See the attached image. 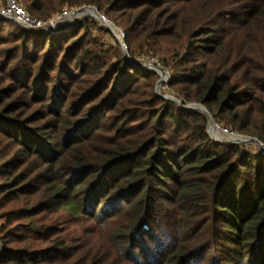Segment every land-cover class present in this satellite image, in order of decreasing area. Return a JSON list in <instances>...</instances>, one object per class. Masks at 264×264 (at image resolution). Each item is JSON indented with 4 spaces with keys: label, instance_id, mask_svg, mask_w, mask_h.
Masks as SVG:
<instances>
[{
    "label": "trees",
    "instance_id": "16d2710c",
    "mask_svg": "<svg viewBox=\"0 0 264 264\" xmlns=\"http://www.w3.org/2000/svg\"><path fill=\"white\" fill-rule=\"evenodd\" d=\"M19 1L96 7L184 106L264 142V0ZM159 80L94 18L0 20V264H264V152L212 139Z\"/></svg>",
    "mask_w": 264,
    "mask_h": 264
},
{
    "label": "built area",
    "instance_id": "2783aa9c",
    "mask_svg": "<svg viewBox=\"0 0 264 264\" xmlns=\"http://www.w3.org/2000/svg\"><path fill=\"white\" fill-rule=\"evenodd\" d=\"M96 14L100 16L103 22L111 26V30H110L111 33L117 39L123 51L127 52L128 45L126 43L125 33L105 14L101 12L99 13L97 12ZM89 17L90 16L88 13L81 12L80 8H76V9H65L61 13L54 15L49 20H42L30 15L19 0H6L5 6L0 7V20L13 21L21 25L23 28L30 30L32 32H42V31H47V33L57 32L63 28L70 27L79 22H83ZM98 22L102 24L100 21ZM135 63L139 67L149 66V67L161 68L160 63L156 61V59L153 57H148V58L142 57ZM217 129L221 137H226L228 139L232 138L229 139L230 142L236 143L239 139H242L243 137L242 135H239L232 130H229L224 127H220L219 125L217 126ZM243 144L246 143L235 144V145H243ZM253 145L261 152H264V142H261V145L258 144H253Z\"/></svg>",
    "mask_w": 264,
    "mask_h": 264
},
{
    "label": "water",
    "instance_id": "95a60500",
    "mask_svg": "<svg viewBox=\"0 0 264 264\" xmlns=\"http://www.w3.org/2000/svg\"><path fill=\"white\" fill-rule=\"evenodd\" d=\"M80 11L88 13L90 17L100 21L107 29L111 30V26L108 25L107 23L103 22L102 19L100 18V16L96 14L97 12L99 13V10L96 7H94V6L82 7V8H80ZM41 33H47V31H42ZM125 57H126V59L128 60L129 63H131L134 66H138V65H136L135 61L133 60V58L130 56V54L128 52H125ZM140 68H143V69H146V70H152V71H154V72H156V73H158L160 75V80L158 81V83L156 85V93L161 96V88H162V86L165 83H169L170 82L169 74L163 68L149 67V66H143V67H140ZM161 70L165 71L167 79H164V77L162 76ZM163 97L165 99L172 100V101L178 103L184 109L197 110V111H201L202 113H204L206 115V117H207V120H208L207 132L212 137V139H214L217 142H221V141H219V139L215 135H213V132H212V128H214V127L217 128L218 124L213 119L211 113L208 111V109L205 106L197 105V104L184 106L182 101L179 100L178 98H175V97H172V96H163ZM241 143L261 145V141L259 139L253 138V137H247V136H243L242 139H239L236 143L235 142H226L225 144L226 145H235V144H241Z\"/></svg>",
    "mask_w": 264,
    "mask_h": 264
},
{
    "label": "rangeland",
    "instance_id": "374dc122",
    "mask_svg": "<svg viewBox=\"0 0 264 264\" xmlns=\"http://www.w3.org/2000/svg\"><path fill=\"white\" fill-rule=\"evenodd\" d=\"M87 7H89V6H87ZM101 13H103V12H101ZM103 14H105V13H103ZM108 16V15H107ZM109 17V16H108ZM109 19H111L110 17H109ZM112 20V19H111ZM113 21V20H112ZM114 22V21H113ZM116 24V23H115ZM117 25V24H116ZM109 44H115L116 42H115V40L111 37V36H109L108 34H105L104 35V37H103ZM123 50V49H122ZM128 52V51H127ZM129 53V52H128ZM142 57H144V58H148V57H151V56H142ZM142 57H139L138 58V60L139 59H141ZM153 58H155V57H153ZM156 59V61H158L159 62V60L157 59V58H155ZM137 60V61H138ZM160 63V62H159ZM160 67L161 68H163V69H165L166 70V72L169 74V76H170V73L168 72V70L166 69V68H164L163 67V65L160 63ZM161 72H162V76L164 77V79H167V77H166V73H165V71H163V70H161ZM158 83V82H157ZM167 84L168 83H165L163 86H162V88H161V94H163V95H165V96H172V97H175L176 98V94L174 93V92H172V91H169V89H168V86H167ZM218 124V123H217ZM220 127H224V128H227V129H229V130H231L229 127H226V126H224V125H222V124H218ZM214 128H212V132H213V135H215L218 139H219V141H221L222 143H226V142H230V140L229 139H232V138H226V137H221L220 135H219V133H218V131H215V130H213ZM232 131H234V130H232ZM235 132V131H234ZM235 133H237V132H235ZM237 134H239V133H237ZM239 135H242V134H239ZM242 136H245V135H242ZM248 137V136H247ZM255 147V146H254ZM256 148V147H255ZM257 149V148H256ZM3 223H4V221L2 220V219H0V226H2L3 225ZM0 248H1V246H0Z\"/></svg>",
    "mask_w": 264,
    "mask_h": 264
},
{
    "label": "bare ground",
    "instance_id": "6f19581e",
    "mask_svg": "<svg viewBox=\"0 0 264 264\" xmlns=\"http://www.w3.org/2000/svg\"><path fill=\"white\" fill-rule=\"evenodd\" d=\"M214 130H215V131H218V129H217L216 127H214Z\"/></svg>",
    "mask_w": 264,
    "mask_h": 264
}]
</instances>
